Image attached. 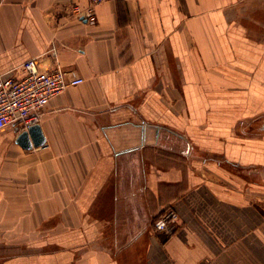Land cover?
Listing matches in <instances>:
<instances>
[{
	"label": "crops",
	"instance_id": "0c3cea01",
	"mask_svg": "<svg viewBox=\"0 0 264 264\" xmlns=\"http://www.w3.org/2000/svg\"><path fill=\"white\" fill-rule=\"evenodd\" d=\"M29 58L83 82L0 130V264H264V0H0Z\"/></svg>",
	"mask_w": 264,
	"mask_h": 264
},
{
	"label": "built area",
	"instance_id": "2783aa9c",
	"mask_svg": "<svg viewBox=\"0 0 264 264\" xmlns=\"http://www.w3.org/2000/svg\"><path fill=\"white\" fill-rule=\"evenodd\" d=\"M102 0H91L92 5ZM79 18L95 20L93 7L81 10L75 6ZM19 75L0 76V130L7 126L27 128L37 123L49 101L63 92L67 87L83 82V77L55 66L41 69L35 58L23 61ZM176 218L172 209L164 210L157 215L153 226L157 230L169 229V223ZM163 221L164 229L157 227Z\"/></svg>",
	"mask_w": 264,
	"mask_h": 264
},
{
	"label": "water",
	"instance_id": "95a60500",
	"mask_svg": "<svg viewBox=\"0 0 264 264\" xmlns=\"http://www.w3.org/2000/svg\"><path fill=\"white\" fill-rule=\"evenodd\" d=\"M15 131H18L20 126H13ZM15 141L24 149L41 146L45 142V137L38 123H33L27 128L19 131Z\"/></svg>",
	"mask_w": 264,
	"mask_h": 264
},
{
	"label": "clouds",
	"instance_id": "9594fccd",
	"mask_svg": "<svg viewBox=\"0 0 264 264\" xmlns=\"http://www.w3.org/2000/svg\"><path fill=\"white\" fill-rule=\"evenodd\" d=\"M157 227H158L159 229H164V228H165V224H164V222H163V221L158 222Z\"/></svg>",
	"mask_w": 264,
	"mask_h": 264
}]
</instances>
